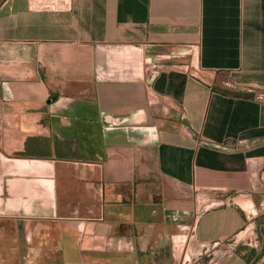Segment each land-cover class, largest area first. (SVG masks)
<instances>
[{
  "label": "crops",
  "instance_id": "1",
  "mask_svg": "<svg viewBox=\"0 0 264 264\" xmlns=\"http://www.w3.org/2000/svg\"><path fill=\"white\" fill-rule=\"evenodd\" d=\"M261 215L264 0H0V264H251Z\"/></svg>",
  "mask_w": 264,
  "mask_h": 264
},
{
  "label": "rangeland",
  "instance_id": "2",
  "mask_svg": "<svg viewBox=\"0 0 264 264\" xmlns=\"http://www.w3.org/2000/svg\"><path fill=\"white\" fill-rule=\"evenodd\" d=\"M224 247L248 257L251 264H264V215L248 222L241 232L225 242ZM216 249L212 246V257Z\"/></svg>",
  "mask_w": 264,
  "mask_h": 264
}]
</instances>
